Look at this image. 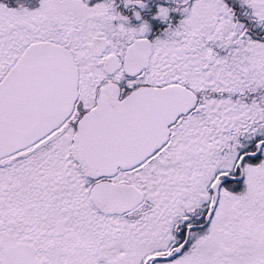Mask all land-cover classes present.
Returning a JSON list of instances; mask_svg holds the SVG:
<instances>
[{
	"label": "snow or ice",
	"instance_id": "snow-or-ice-1",
	"mask_svg": "<svg viewBox=\"0 0 264 264\" xmlns=\"http://www.w3.org/2000/svg\"><path fill=\"white\" fill-rule=\"evenodd\" d=\"M0 264H264V0H0Z\"/></svg>",
	"mask_w": 264,
	"mask_h": 264
}]
</instances>
